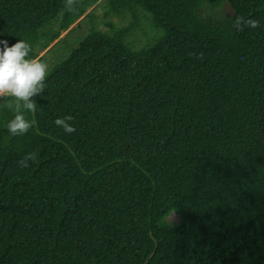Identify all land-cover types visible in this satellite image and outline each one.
Returning <instances> with one entry per match:
<instances>
[{"label":"trees","instance_id":"obj_1","mask_svg":"<svg viewBox=\"0 0 264 264\" xmlns=\"http://www.w3.org/2000/svg\"><path fill=\"white\" fill-rule=\"evenodd\" d=\"M83 21L34 126L0 106V264H264V0H0V40L43 62Z\"/></svg>","mask_w":264,"mask_h":264},{"label":"clouds","instance_id":"obj_2","mask_svg":"<svg viewBox=\"0 0 264 264\" xmlns=\"http://www.w3.org/2000/svg\"><path fill=\"white\" fill-rule=\"evenodd\" d=\"M67 3H75V0H67ZM66 10L74 12L76 8ZM243 21L244 17H237L234 24L239 26ZM246 23L251 28L259 26V21L255 19H248ZM31 51V45L25 40L20 39L11 46L7 40H0V106L15 114L7 124L12 136L24 135L34 126L35 121L26 119L24 113L36 111L37 105L32 98L42 94L46 87L49 66L40 59L29 58ZM70 120L72 117L67 116L57 118L54 123L66 134H71L75 128L67 123ZM29 159L34 161L36 153L27 154L18 164L27 168Z\"/></svg>","mask_w":264,"mask_h":264},{"label":"rangeland","instance_id":"obj_3","mask_svg":"<svg viewBox=\"0 0 264 264\" xmlns=\"http://www.w3.org/2000/svg\"><path fill=\"white\" fill-rule=\"evenodd\" d=\"M93 15L94 25L102 30V31H108L106 27L107 22H113L118 27H123L128 25L131 22V17L129 14H123L121 16L117 15H110L105 16L104 14V8L103 5H96L93 8L90 9ZM89 11V12H90ZM219 18H227L230 19L234 16V9L233 7L228 3L224 2L222 7L219 11H217ZM92 27L91 23L89 21H83L81 24H75L71 27L70 30L63 33L61 36V39H63L64 43L62 47L57 51L55 54L48 55L46 57L45 63L49 65H52L58 58L66 55L71 48H75L78 46L80 41L88 35L90 28ZM140 38L141 41H148L151 39V34L149 32V29L144 28V31H142V28L140 27L137 31L136 38ZM59 40H57L54 44H52L51 47H53ZM50 47V48H51ZM46 52L42 53L41 56H43ZM58 57V58H57ZM57 58V59H56ZM179 217L172 212L169 217L166 218L165 223H178Z\"/></svg>","mask_w":264,"mask_h":264}]
</instances>
